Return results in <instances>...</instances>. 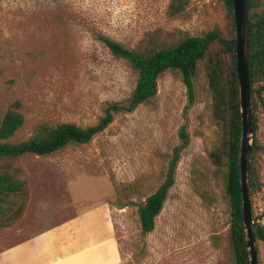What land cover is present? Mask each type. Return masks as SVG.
Instances as JSON below:
<instances>
[{"label": "rangeland", "instance_id": "1", "mask_svg": "<svg viewBox=\"0 0 264 264\" xmlns=\"http://www.w3.org/2000/svg\"><path fill=\"white\" fill-rule=\"evenodd\" d=\"M190 1L182 21L167 16L170 0H0V115L25 117L11 141L31 138L42 123L93 125L108 104L130 105L137 75L111 54L105 37L137 49L212 30L236 36L225 0ZM256 10L264 11V0ZM222 48L215 44L210 58L199 62L196 101L187 112L182 76L168 71L155 98L117 115L90 144L0 163V171L19 170L17 178L26 182L24 193L1 202L0 250L100 203L112 209L122 264H235L226 170L210 157L221 132L208 65ZM258 107L254 141L263 146L262 190L251 205L264 229V104ZM182 126L189 146L155 230L144 235L139 208L164 182ZM256 243L258 264H264V242Z\"/></svg>", "mask_w": 264, "mask_h": 264}, {"label": "trees", "instance_id": "2", "mask_svg": "<svg viewBox=\"0 0 264 264\" xmlns=\"http://www.w3.org/2000/svg\"><path fill=\"white\" fill-rule=\"evenodd\" d=\"M190 0H170L167 16L171 19L186 21L189 18ZM232 27L235 28L233 0H225ZM249 26V78L251 83V101L254 110V130H258L256 115L259 104H264V11H257L261 0H246ZM111 54L125 61L137 75L136 87L129 106L108 104L98 123L80 126L75 123L57 125L39 124L34 135L21 142L11 141L25 124V117L18 111H9L0 115V163L19 159L25 155L50 156L63 151L69 145L90 144L94 138L104 133L114 123L115 117L122 113H132L141 105L149 103L158 94L159 79L168 71L181 74L187 89L188 105L186 112L195 104L194 80L199 62L209 59L215 44L221 43L224 53L210 59L208 74L213 92V113L220 127V146L210 157L219 168L225 169L224 181L230 205V238L235 264H249L243 213L240 181V145L242 137V115L240 106V87L236 58V36L226 39L218 30H212L200 37L185 35L179 39L168 37L159 45H141L129 49L110 38H103ZM20 105L17 103L16 107ZM178 144L169 161L167 174L161 186L146 198L139 208L141 229L144 235L156 228V219L163 211L169 193L176 181V173L183 151L189 146V134L186 126L179 131ZM263 146L255 139L248 180L250 195L253 197L262 190L261 158ZM19 170L0 171V208L1 202L16 193H24L26 182L17 178ZM5 211V210H4ZM256 240L264 242V229L256 223L252 213Z\"/></svg>", "mask_w": 264, "mask_h": 264}, {"label": "crops", "instance_id": "3", "mask_svg": "<svg viewBox=\"0 0 264 264\" xmlns=\"http://www.w3.org/2000/svg\"><path fill=\"white\" fill-rule=\"evenodd\" d=\"M0 264H122L112 209H87L0 250Z\"/></svg>", "mask_w": 264, "mask_h": 264}, {"label": "water", "instance_id": "4", "mask_svg": "<svg viewBox=\"0 0 264 264\" xmlns=\"http://www.w3.org/2000/svg\"><path fill=\"white\" fill-rule=\"evenodd\" d=\"M234 23L236 29V58L238 82L240 87V106L242 115V137L240 145V181L242 191L243 223L248 247L249 264H258L256 233L252 217L249 170L254 144V110L251 101L249 78V26L246 0H233Z\"/></svg>", "mask_w": 264, "mask_h": 264}, {"label": "built area", "instance_id": "5", "mask_svg": "<svg viewBox=\"0 0 264 264\" xmlns=\"http://www.w3.org/2000/svg\"><path fill=\"white\" fill-rule=\"evenodd\" d=\"M263 226H264V221L262 222Z\"/></svg>", "mask_w": 264, "mask_h": 264}]
</instances>
